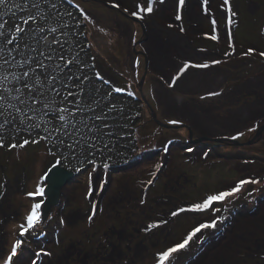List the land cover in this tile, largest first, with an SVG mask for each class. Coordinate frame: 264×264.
<instances>
[{
	"label": "flooded vegetation",
	"instance_id": "flooded-vegetation-1",
	"mask_svg": "<svg viewBox=\"0 0 264 264\" xmlns=\"http://www.w3.org/2000/svg\"><path fill=\"white\" fill-rule=\"evenodd\" d=\"M81 1L102 4L100 0ZM117 2L121 3V11H134V5L125 0H110L105 6L118 12V8L111 7ZM85 12L91 15L90 11ZM129 22L121 23L122 30L115 38L121 42L119 46L124 47L140 77L134 83L138 96L122 95L138 102L139 108L147 114L144 116L148 120L133 128L137 133L138 128L143 127V142L149 136L150 126L158 128L159 132L152 135L154 147H149L152 151L146 153L148 147L142 144L143 150H140L142 147L139 148L138 139L134 138V148L131 141L119 146L118 154L112 158L117 161H109L106 172L102 168L92 172L90 165L82 166L79 172L71 170L75 176L61 190L60 203L47 221V235L32 241L33 246L26 251L25 259L31 257L34 249L42 247L61 253L59 260L51 261L52 264H71L68 256L77 258L79 264H156L157 252L180 242L199 222L214 218L210 213L193 212L173 217V211L202 201L206 194L228 189L241 179H257L260 185H245L241 193L230 198L228 211L216 214L225 217L217 230L198 234L203 235V243H197L194 238L189 251L179 255L177 264H264L263 58L239 59L238 56L246 55L237 54L242 46L238 50L233 43L231 46L227 43L229 32L224 36L209 28L197 34V38L204 41L212 35L218 37L211 47H205L192 45L193 42L178 31L150 37L148 31L143 30V20L130 19ZM230 31L231 41L235 43L236 30ZM135 33L138 34L135 42L141 41L137 51L143 52V56L135 51ZM179 36L189 43L181 42ZM150 41L153 45L148 44ZM162 41L169 44L168 48L161 50L160 57H153L147 45L160 46ZM253 45H247V50L257 51ZM137 60L138 68L135 66ZM212 60L221 63L208 69H189L175 87L169 86L177 69L185 62L211 63ZM142 77L143 93L138 87ZM213 91L221 95L209 97L208 93ZM169 120L183 123L173 125ZM257 124L256 131H248ZM239 131L245 133L239 140L225 138ZM189 148L193 151L189 152ZM51 162L48 160L44 165L46 170ZM143 163H150L148 171L142 168ZM119 168L123 170L117 171ZM5 174L6 177L0 179L4 185L0 188V246L7 250V228L13 223L10 219L22 218L26 210V202L16 201L20 195H16L15 190L24 189L21 195H26L30 190L27 186L33 180L28 181V176ZM249 191L254 195L248 196ZM93 205L97 213L89 226L87 218ZM61 217L66 223L64 227L59 225ZM163 220L168 223L145 232L148 224ZM63 228L70 229L79 238L70 237L64 242ZM41 259L45 264L51 257Z\"/></svg>",
	"mask_w": 264,
	"mask_h": 264
},
{
	"label": "snow or ice",
	"instance_id": "snow-or-ice-1",
	"mask_svg": "<svg viewBox=\"0 0 264 264\" xmlns=\"http://www.w3.org/2000/svg\"><path fill=\"white\" fill-rule=\"evenodd\" d=\"M172 2L177 12L175 19L181 21L186 0ZM156 3L157 0H145V3L135 5L137 10L129 15L142 21L145 16L154 14ZM158 3L163 5L165 0H158ZM64 4L72 5L81 19L73 17L72 12L62 7ZM208 4L209 0H202L205 13L209 11ZM224 5L230 14L228 23L231 25L235 13L230 0H224ZM119 6L118 2L111 5L113 8ZM123 11L127 12V9ZM17 12L25 15L17 16ZM9 14L15 18L11 24L3 19ZM65 16L72 18L73 23H68ZM84 21L95 23L79 4H73V0H0V148L24 149L44 142L50 146L49 152L54 157L40 176L35 190L26 194L34 202L24 215L23 222L17 225L8 249L0 246V264H43L41 257L53 255L45 248L38 247L25 260V253L32 241L47 235V221L52 218L46 211L47 193L61 179L64 170L79 172L82 171L81 165H90L92 172L97 168L106 172L110 167L109 161L117 154L119 143L124 139L121 134L124 109L118 106L112 94L121 93L129 97L135 94L120 87H111L110 80L98 71H91L95 69V57H91L90 63L84 51V42L76 39L77 35H83L80 25ZM212 24L215 28L214 19ZM168 27L173 25L169 24ZM180 31H184L182 26ZM209 38L218 39L216 35ZM228 38L231 40L230 32ZM73 41L80 44L79 49L73 50ZM87 47H91V44ZM253 52V49H249L246 55ZM259 54L264 57V52ZM220 63V60H212L211 63L185 62L177 69L169 86L175 87L189 69H208ZM135 66L139 67L138 60ZM95 81L110 87L101 93ZM219 95L221 93L216 91L208 93L209 97ZM168 123L178 125L183 122L169 120ZM257 127L259 124L248 131H256ZM244 135L243 131H239L225 138L239 140ZM188 151L192 152L193 149L189 148ZM249 184L260 185L261 182L257 179H241L228 189L206 194L202 201L173 211V217L193 212L210 213L214 218L199 222L180 242L157 252L156 264H177L179 255L189 251L194 238L197 243H203V235L198 234L206 233L207 230L215 232L217 225L225 219L216 214L227 212L230 198L236 197ZM3 187L0 185V188ZM247 195L253 196L254 192L249 191ZM96 213V206L93 205L87 218L89 226ZM167 223V220H163L148 224L145 232ZM59 225L66 226L63 217L59 219ZM56 243L59 244L60 240L57 239ZM48 264H52L51 260Z\"/></svg>",
	"mask_w": 264,
	"mask_h": 264
},
{
	"label": "rangeland",
	"instance_id": "rangeland-1",
	"mask_svg": "<svg viewBox=\"0 0 264 264\" xmlns=\"http://www.w3.org/2000/svg\"><path fill=\"white\" fill-rule=\"evenodd\" d=\"M100 1L103 5L96 3L95 1L82 2L81 0H73V4H79L80 8L84 9V11H90L91 17L95 21L94 24H89L87 21H84L82 26L80 25L83 35H77L76 39L84 42V51L87 52V59L90 63L92 62L91 57H95V69L91 71L100 72L102 76L112 82L111 87L126 89L127 91L133 92L135 94L134 97H137L138 93L135 90L134 83L139 79L140 73L135 74V77H133V65L131 64L130 59H128L124 47H122V45L119 46V43L121 42L115 38L116 33L120 34L119 31L122 30L120 28L121 23H130L129 20H132L129 16L131 12L127 10L129 13L128 16L122 14L120 11L112 12L109 10V7L105 6V4L110 3V0ZM125 1H127L129 5H134L132 7L134 11L137 10L135 5L145 3V0ZM230 3L232 11L235 13L232 17L231 25L228 23V16L230 14L227 12V6L224 5V0H209V11L207 13L202 9V0H186L185 10L181 21L175 19L177 12L172 0H165L163 5L159 4L157 0V3L154 6V14L151 17L145 16V19L143 20L145 22V24H143V30L145 33L148 31L151 35L170 34L173 31H178L182 33L184 37L192 41V45L200 44L205 47H211V44L215 43L216 40L211 42L209 38H206L207 40L204 41L197 38V34H201L204 30L211 28L216 33H222V35L225 36L224 33H231L230 30L233 29V32L236 30V36L234 37L235 43L231 40L227 43L229 45L233 43V47L238 50V47L242 46L241 50L237 52L238 55H246V53H248L247 45L255 44L252 48L257 50L250 56H238V58L245 60H262L263 58L264 60V57H261L259 54L261 53V50L264 52V0H230ZM129 5H127V7ZM69 9L74 17V14L76 15L77 11L74 8ZM119 16H121L120 20ZM123 16H125L124 19L122 18ZM184 17L188 19V21H186ZM77 18L81 19L80 17ZM71 19L72 18L65 16V20L70 24L73 23V20L72 22L70 21ZM213 19L216 21L215 28L212 24ZM14 21L10 20L9 24ZM235 21H238V23ZM169 24H172L173 27L169 28ZM181 26L184 29L183 32L180 31ZM101 29H103V31H101ZM206 36L210 35L207 34ZM184 37L179 36L181 42L188 44V39ZM164 38L162 37V40H164ZM88 44H91V47H87ZM159 44V48H161V50L164 49L165 51L169 45L164 41ZM225 44L226 43H224V46ZM72 48L73 50L79 49L80 44L73 41ZM95 84L96 87L100 89L101 93L106 92L110 87L109 85H102L100 81H95ZM112 95L116 98L118 106L124 109L121 118V123L124 125L121 134L124 136V139L120 141L119 146H126L128 145V142L131 141V146L134 148V138H136L138 139L137 143L139 144V148H141L143 144L148 147L146 153H150L152 149L149 147H154L155 144L152 141V135L159 132V130H157L158 128H154L153 126H150V124L149 126L152 129L148 131L149 136L143 142V127L138 128L137 133L136 131H133V128L136 125L139 127L143 124L144 120H148V117L144 116L146 112L143 113L142 109L138 106V102L134 103L132 100H127L125 98L126 96L120 93H113ZM137 113H139V115H137ZM166 132L171 133V131L168 130ZM134 133H136L135 137L133 135ZM145 142L149 143V145ZM49 147L48 144L41 142L39 145H30L24 149L16 148L10 150L7 146L0 148V179L6 177L5 172L10 175H18L20 178L28 176V181L30 179L33 181L27 186V188H30L29 192L34 191L40 176L46 171L44 165H47L46 162L48 160L54 159L53 155L49 152ZM140 150H143V147ZM112 161H117V159L114 158ZM143 164L142 168H147L148 171L151 167L150 163ZM82 166L83 165H81V167ZM2 169L5 171L2 172ZM22 180L24 181V179ZM1 183L2 180H0V185ZM20 183L21 182L19 181L17 185H20ZM23 191L24 189H17L15 190V194L20 195L16 199L17 202H26V210L25 213L23 212V215H25L29 210L31 203L34 201L28 198L27 195L22 196L21 194H23ZM23 217L10 219L13 223L7 228L9 233L7 249L16 234L17 225L23 222ZM62 236L66 238L64 242L70 239V237L79 238L78 235H74L68 228H63ZM32 246L33 244L31 243L28 248H31Z\"/></svg>",
	"mask_w": 264,
	"mask_h": 264
},
{
	"label": "water",
	"instance_id": "water-1",
	"mask_svg": "<svg viewBox=\"0 0 264 264\" xmlns=\"http://www.w3.org/2000/svg\"><path fill=\"white\" fill-rule=\"evenodd\" d=\"M119 11H121L120 8H118ZM122 14L128 16L129 13H125L124 11H121ZM130 16V15H129ZM132 18L133 21H135L136 19L133 18L132 16H130ZM141 23V22H140ZM136 38H138V34H134L133 35V39L135 40ZM141 43V41H137L134 43V48H135V51L138 53L137 55H140V56H143V52H139L137 51V46H139V44ZM143 79L144 77H142V79L139 81V89H140V92L143 93V90H142V87H143ZM163 124V123H162ZM165 127L167 128H172L171 125H167V124H164ZM120 170H123V168H119L117 169V171H120ZM75 176V172L73 171H69V170H64L63 172V175L61 177V179L54 185L52 186L51 190L47 193V204H46V211L49 215H51L53 213V210L55 207H57L60 203V199H61V190L62 188L71 182V180L74 178ZM71 264H79L78 263V259L77 258H74L72 261H71Z\"/></svg>",
	"mask_w": 264,
	"mask_h": 264
},
{
	"label": "crops",
	"instance_id": "crops-1",
	"mask_svg": "<svg viewBox=\"0 0 264 264\" xmlns=\"http://www.w3.org/2000/svg\"><path fill=\"white\" fill-rule=\"evenodd\" d=\"M150 34V33H149ZM150 37H152V35L150 34L149 35ZM127 39H128V37H127ZM151 40V39H150ZM128 44H130V43H128ZM148 44H152L153 45V43L150 41V42H148ZM128 46V45H127ZM128 47H131L130 45L128 46ZM154 48L152 49V46H149V45H147V48H149V51H150V53L152 54V56L153 57H160V55H161V48H159L157 45L156 46H153ZM128 59H129V57H128ZM136 74V72L134 71V67H133V71H132V75H133V77H134V75ZM140 77V76H139Z\"/></svg>",
	"mask_w": 264,
	"mask_h": 264
},
{
	"label": "trees",
	"instance_id": "trees-1",
	"mask_svg": "<svg viewBox=\"0 0 264 264\" xmlns=\"http://www.w3.org/2000/svg\"><path fill=\"white\" fill-rule=\"evenodd\" d=\"M64 9H67L68 11L70 10L66 5H63L62 6ZM23 15H25L24 13H21V12H17V16H23ZM74 17L76 18V19H78L77 17H79V15L78 14H74ZM3 19H5V20H8L9 22H10V20L11 21H14L15 20V18L14 17H12L11 16V14H9V15H7V16H4L3 17ZM71 22H72V19L70 20ZM84 23V22H83ZM81 26H82V24H81ZM84 26V25H83ZM85 37V36H84Z\"/></svg>",
	"mask_w": 264,
	"mask_h": 264
},
{
	"label": "built area",
	"instance_id": "built-area-1",
	"mask_svg": "<svg viewBox=\"0 0 264 264\" xmlns=\"http://www.w3.org/2000/svg\"><path fill=\"white\" fill-rule=\"evenodd\" d=\"M63 249L66 250L67 246L63 247ZM52 253H53V255L51 256V261H54V262L58 261L60 256H61V253L60 254H57L55 252H52ZM68 257L70 258V263H71V261L73 260V257L72 256H68ZM42 258H44V257H42ZM25 260H27V259H25ZM44 263L47 264L48 261L44 262Z\"/></svg>",
	"mask_w": 264,
	"mask_h": 264
},
{
	"label": "bare ground",
	"instance_id": "bare-ground-1",
	"mask_svg": "<svg viewBox=\"0 0 264 264\" xmlns=\"http://www.w3.org/2000/svg\"><path fill=\"white\" fill-rule=\"evenodd\" d=\"M158 45V44H157ZM159 47V46H158ZM154 47L152 46V49H153Z\"/></svg>",
	"mask_w": 264,
	"mask_h": 264
}]
</instances>
